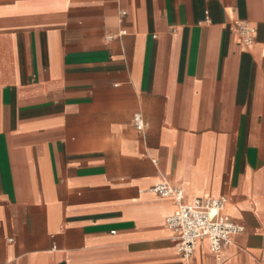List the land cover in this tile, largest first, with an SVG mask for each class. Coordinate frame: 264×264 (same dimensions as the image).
Masks as SVG:
<instances>
[{
	"label": "crops",
	"instance_id": "crops-1",
	"mask_svg": "<svg viewBox=\"0 0 264 264\" xmlns=\"http://www.w3.org/2000/svg\"><path fill=\"white\" fill-rule=\"evenodd\" d=\"M162 181L243 233L185 260ZM0 264H264V0H0Z\"/></svg>",
	"mask_w": 264,
	"mask_h": 264
},
{
	"label": "built area",
	"instance_id": "built-area-1",
	"mask_svg": "<svg viewBox=\"0 0 264 264\" xmlns=\"http://www.w3.org/2000/svg\"><path fill=\"white\" fill-rule=\"evenodd\" d=\"M231 32H234L239 43L248 48L255 40V29L247 23L235 21ZM132 126L139 133L145 131L146 124L140 114L132 117ZM151 192L163 199H172L176 205L174 214L167 219L166 226L171 230L177 252L185 260L194 253L197 244L206 242L210 253L218 256L230 243V239L243 233L241 225L233 222L225 213V198L196 199L190 204L183 202L181 188L162 181L151 188Z\"/></svg>",
	"mask_w": 264,
	"mask_h": 264
}]
</instances>
